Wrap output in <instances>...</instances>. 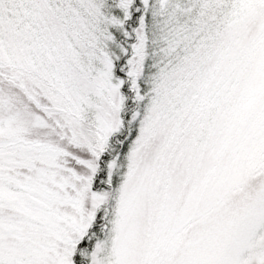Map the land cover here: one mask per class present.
Returning <instances> with one entry per match:
<instances>
[{
	"label": "snow or ice",
	"instance_id": "6c2138e0",
	"mask_svg": "<svg viewBox=\"0 0 264 264\" xmlns=\"http://www.w3.org/2000/svg\"><path fill=\"white\" fill-rule=\"evenodd\" d=\"M0 264H264V0H0Z\"/></svg>",
	"mask_w": 264,
	"mask_h": 264
}]
</instances>
